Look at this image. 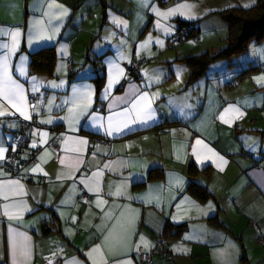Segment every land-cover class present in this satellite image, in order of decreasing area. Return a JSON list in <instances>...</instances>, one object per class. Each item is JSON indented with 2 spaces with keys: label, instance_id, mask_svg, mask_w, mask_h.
Wrapping results in <instances>:
<instances>
[{
  "label": "crops",
  "instance_id": "0c3cea01",
  "mask_svg": "<svg viewBox=\"0 0 264 264\" xmlns=\"http://www.w3.org/2000/svg\"><path fill=\"white\" fill-rule=\"evenodd\" d=\"M255 2L0 0V86L21 109L0 96V264H264V40L192 81L178 60L222 48L220 12ZM181 21L196 32L171 46ZM45 47L51 71H32ZM21 120L32 121L23 154L37 150L27 179L3 167Z\"/></svg>",
  "mask_w": 264,
  "mask_h": 264
},
{
  "label": "trees",
  "instance_id": "16d2710c",
  "mask_svg": "<svg viewBox=\"0 0 264 264\" xmlns=\"http://www.w3.org/2000/svg\"><path fill=\"white\" fill-rule=\"evenodd\" d=\"M220 15L228 26V32L225 38L224 46L215 51H204L199 54L187 55L183 58L178 59L184 62L189 67V81H192L197 77L203 75L208 69L209 65L215 60L223 59L230 61L232 58L245 52L247 50L248 44L251 41L259 42L264 40V0H256L255 4L249 7H231L229 9L221 11ZM180 24H187L191 26L192 33L188 36L195 34L196 27H194L191 23L181 21L178 25ZM184 38L185 37H183V39ZM53 60L54 53L51 48L45 47L39 49L38 51H35L31 54L30 68L32 71L50 72L53 66ZM141 61L143 64V60ZM131 64L128 66V71L135 78H138L140 75V70L138 73H135L132 69ZM70 74H72V71ZM103 78V75L93 78L97 84V90L100 89ZM235 80L236 79L231 80L229 84L233 85L232 82L234 81V83H236ZM189 170L191 172L194 171L192 165L191 169ZM154 172L157 171L155 169H152L148 177H155L157 173L153 174ZM189 191H191L193 195L203 201L211 197V194L205 187L193 182L189 184Z\"/></svg>",
  "mask_w": 264,
  "mask_h": 264
},
{
  "label": "built area",
  "instance_id": "2783aa9c",
  "mask_svg": "<svg viewBox=\"0 0 264 264\" xmlns=\"http://www.w3.org/2000/svg\"><path fill=\"white\" fill-rule=\"evenodd\" d=\"M167 0H159L161 4L165 3ZM192 33V29L190 25L180 24L177 27L173 37L169 40V44L177 45L183 40V37L188 36ZM142 61H133L132 69L135 73H138L140 70V66ZM65 66L70 74L72 71V61L69 57L65 60ZM233 84L234 81L232 82ZM39 99L38 93H31L28 96V102L31 108L34 107L35 102ZM19 129L17 132V137L15 141L12 142V146L8 149L7 156L5 161L3 162V167L10 173L11 176H18L23 179L29 178V174L23 172V169L35 159L36 149H30L25 154H23L24 149L27 147L28 141V131L30 125H32V121L21 120L19 123ZM53 134L52 137L47 141L46 146L51 150H58V141L61 137V131L58 128H51ZM104 143H108V139H103ZM83 198H88L89 195L85 192L81 195ZM258 242L263 243V239L261 236L258 237ZM155 248L159 251L164 250L165 240L158 236L154 240ZM152 252L146 251L143 247H138L136 251V256L139 262H150L151 261ZM47 264H59V261L55 260L51 263Z\"/></svg>",
  "mask_w": 264,
  "mask_h": 264
},
{
  "label": "snow or ice",
  "instance_id": "6c2138e0",
  "mask_svg": "<svg viewBox=\"0 0 264 264\" xmlns=\"http://www.w3.org/2000/svg\"><path fill=\"white\" fill-rule=\"evenodd\" d=\"M187 7V6H185ZM244 7H249V5H244ZM174 11V10H170V12L168 14H171V12ZM164 15H167V14H164ZM13 36V39L15 40V37L18 35V33H12L11 34ZM5 47H7L5 45ZM5 74H6V70H5ZM33 79H35V77H33ZM9 81H10V77H9ZM13 85H14V82H11ZM0 85H3V81H0ZM14 87L16 89L19 88L18 85H14ZM16 95L15 92L12 91V89H9L7 92L4 90V86H0V96H4L6 99L9 100V102L12 103V106L13 107H16L17 108V111H21V109L19 107H17V104L14 102V96ZM19 99L20 100H23V96L22 94H20L19 96ZM142 99L144 100H147V97H142ZM144 108L145 109H150L151 108V102L150 101H147V103L144 105ZM4 113L3 112H0V115H3ZM22 115H25L24 112H21ZM145 115L150 118L151 117V112L150 111H147L145 112ZM25 118H28L27 116H25ZM223 119V117H221ZM197 143H201V141H197ZM33 147H35V145H33ZM3 154H4V149L3 148H0V159H3ZM39 167V166H37ZM36 169H33V171H35ZM98 251V249L96 250Z\"/></svg>",
  "mask_w": 264,
  "mask_h": 264
},
{
  "label": "rangeland",
  "instance_id": "374dc122",
  "mask_svg": "<svg viewBox=\"0 0 264 264\" xmlns=\"http://www.w3.org/2000/svg\"><path fill=\"white\" fill-rule=\"evenodd\" d=\"M173 48H174V47H173ZM173 48H172V49H173ZM172 49H170V50H172Z\"/></svg>",
  "mask_w": 264,
  "mask_h": 264
}]
</instances>
